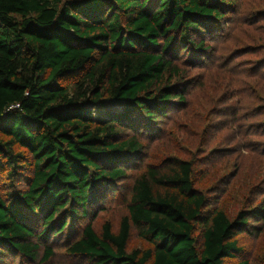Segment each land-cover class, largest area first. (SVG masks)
Here are the masks:
<instances>
[{
	"label": "trees",
	"instance_id": "obj_1",
	"mask_svg": "<svg viewBox=\"0 0 264 264\" xmlns=\"http://www.w3.org/2000/svg\"><path fill=\"white\" fill-rule=\"evenodd\" d=\"M234 4L0 0V173L32 174L25 191L0 196V264L36 262L41 243L87 220L66 250L86 264H227L242 253L236 236L264 220L263 206L233 219L209 209L193 161L174 155L132 178L117 233L92 224L143 155L142 138L184 102L177 58L208 51ZM133 231L150 247L129 250ZM53 257L47 245L39 264Z\"/></svg>",
	"mask_w": 264,
	"mask_h": 264
},
{
	"label": "rangeland",
	"instance_id": "obj_2",
	"mask_svg": "<svg viewBox=\"0 0 264 264\" xmlns=\"http://www.w3.org/2000/svg\"><path fill=\"white\" fill-rule=\"evenodd\" d=\"M206 45L208 51L194 59L182 53L177 58L176 64L187 70L179 87L184 102L174 100L175 108L162 119L157 136L142 138L144 153L129 170V179L117 184L104 208L92 218L97 233L107 222L118 232L127 214L132 178L169 155L193 161L194 184L206 194L209 209H221L233 219L240 211L264 208V0H235L232 12L206 38ZM189 61L194 62L192 66L185 63ZM9 172L7 168L0 173V196L7 201L15 190L25 191L32 177L30 170H20L14 179ZM263 221L254 218L248 231L236 236L242 253L227 264H264ZM82 226L41 243L36 262L9 256L6 264H39L47 245L54 257L46 264H86L66 251ZM196 238L200 244V232ZM149 247L133 231L129 250Z\"/></svg>",
	"mask_w": 264,
	"mask_h": 264
}]
</instances>
